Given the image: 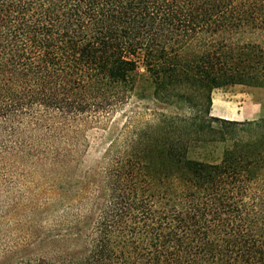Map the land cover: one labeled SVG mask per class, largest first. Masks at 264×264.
<instances>
[{
    "label": "trees",
    "instance_id": "obj_1",
    "mask_svg": "<svg viewBox=\"0 0 264 264\" xmlns=\"http://www.w3.org/2000/svg\"><path fill=\"white\" fill-rule=\"evenodd\" d=\"M252 30L264 0H0V264H264V116L211 115L264 88ZM132 99L181 111L81 167Z\"/></svg>",
    "mask_w": 264,
    "mask_h": 264
},
{
    "label": "rangeland",
    "instance_id": "obj_2",
    "mask_svg": "<svg viewBox=\"0 0 264 264\" xmlns=\"http://www.w3.org/2000/svg\"><path fill=\"white\" fill-rule=\"evenodd\" d=\"M244 39L256 42L264 48V30H252L244 34ZM211 115L231 120L246 121L264 116V88L245 85H230L213 89L211 92ZM173 113L180 109L168 107L148 100L137 101L132 99L124 110L118 111L108 122L107 130L91 135L81 167H95L101 165V158L106 151L121 148L118 144L123 137L122 125L125 119H130L134 127L139 121H151L154 112ZM117 143L114 144V142ZM218 152L220 149L217 150ZM43 172L34 171V180L43 181L40 178Z\"/></svg>",
    "mask_w": 264,
    "mask_h": 264
}]
</instances>
